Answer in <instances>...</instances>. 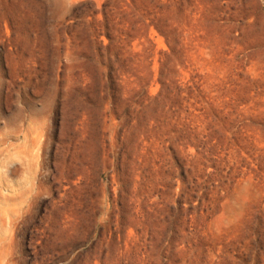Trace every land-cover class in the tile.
<instances>
[{
	"label": "rangeland",
	"instance_id": "obj_1",
	"mask_svg": "<svg viewBox=\"0 0 264 264\" xmlns=\"http://www.w3.org/2000/svg\"><path fill=\"white\" fill-rule=\"evenodd\" d=\"M0 264H264V0H0Z\"/></svg>",
	"mask_w": 264,
	"mask_h": 264
}]
</instances>
